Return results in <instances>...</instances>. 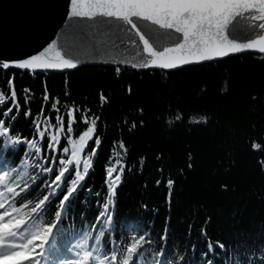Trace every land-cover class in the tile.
<instances>
[{"label":"snow or ice","instance_id":"6c2138e0","mask_svg":"<svg viewBox=\"0 0 264 264\" xmlns=\"http://www.w3.org/2000/svg\"><path fill=\"white\" fill-rule=\"evenodd\" d=\"M57 28L60 34L35 54L0 53V70L36 73L97 62L111 63L117 73L125 67L171 71L245 51L264 55V0H69ZM107 46L118 53L110 60L104 59L110 54ZM85 55L98 59L87 61ZM127 91L131 95L132 87ZM30 94L24 89L18 95L14 73L0 90V264H264V240L255 237L213 241L204 228V247L185 250L169 244L167 217L155 242L146 222L118 220L115 201L128 165L108 164L104 197L87 183L102 151L105 120L75 102L61 103L46 85L34 114ZM99 98L101 107L110 103L102 91ZM46 108L54 114H46ZM143 111L138 108L122 120L130 133L143 127ZM172 116L169 125L185 118L182 110ZM20 119L33 126L29 134L17 129ZM196 122L209 123L207 117ZM119 144L127 153L124 141ZM250 148L259 153L257 163L264 169V140L251 142ZM175 183L166 181L170 193ZM84 192L103 203L88 230L81 225L76 232L66 217Z\"/></svg>","mask_w":264,"mask_h":264},{"label":"trees","instance_id":"16d2710c","mask_svg":"<svg viewBox=\"0 0 264 264\" xmlns=\"http://www.w3.org/2000/svg\"><path fill=\"white\" fill-rule=\"evenodd\" d=\"M11 73L18 95L31 89L29 106L34 114L41 108L46 85L61 103L75 102L105 120L102 151L87 183L104 197L105 168L116 161L128 165L114 207L121 222L128 217L146 222L155 242L167 217L169 244L185 250L204 247V228L213 241L264 240V169L257 163L259 153L250 148L251 142L264 140V55L244 53L172 72L125 67L117 73L104 65L70 72L0 70V90H6ZM101 91L110 98L103 107ZM138 108L144 110V125L130 133L122 120ZM174 110H182L185 118L169 125ZM45 112L54 114L47 108ZM60 115H65L64 109ZM201 117L209 123H197ZM16 127L25 135L33 128L25 119ZM73 127L75 135L79 129ZM168 179L176 181L171 193ZM97 199L94 193H82L70 219L66 217L74 231L92 225L103 203Z\"/></svg>","mask_w":264,"mask_h":264},{"label":"water","instance_id":"95a60500","mask_svg":"<svg viewBox=\"0 0 264 264\" xmlns=\"http://www.w3.org/2000/svg\"><path fill=\"white\" fill-rule=\"evenodd\" d=\"M68 3L69 0H0V53L7 56L22 57L27 54H35L37 50L41 49V46H46L45 41L50 42V38L53 37L54 33L56 35L60 34V29L57 28V25L64 19V13L67 10ZM107 47L110 54L105 55L104 59L110 60L112 56L118 55L115 50L111 49V46ZM244 53L258 54L252 51H245L229 55L228 57ZM228 57L204 63H194L183 66L182 68L213 63ZM84 59L87 61H95L98 59V56L85 55ZM86 65L113 66L111 63L87 62L82 63L79 67ZM73 70L75 69L49 70L45 72H70ZM146 70L162 69L150 68ZM175 70L163 71L172 72Z\"/></svg>","mask_w":264,"mask_h":264}]
</instances>
